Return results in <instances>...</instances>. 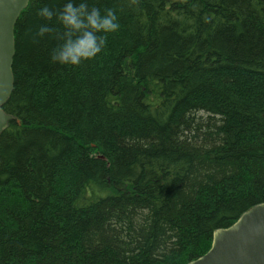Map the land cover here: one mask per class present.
Returning a JSON list of instances; mask_svg holds the SVG:
<instances>
[{"label":"trees","instance_id":"trees-1","mask_svg":"<svg viewBox=\"0 0 264 264\" xmlns=\"http://www.w3.org/2000/svg\"><path fill=\"white\" fill-rule=\"evenodd\" d=\"M41 2L13 32L0 264L204 255L264 202V0H93L120 27L77 66L49 61Z\"/></svg>","mask_w":264,"mask_h":264},{"label":"water","instance_id":"water-1","mask_svg":"<svg viewBox=\"0 0 264 264\" xmlns=\"http://www.w3.org/2000/svg\"><path fill=\"white\" fill-rule=\"evenodd\" d=\"M31 0H0V134L12 115L3 105L13 89L14 26ZM187 264H264V202L212 234L209 250Z\"/></svg>","mask_w":264,"mask_h":264},{"label":"clouds","instance_id":"clouds-1","mask_svg":"<svg viewBox=\"0 0 264 264\" xmlns=\"http://www.w3.org/2000/svg\"><path fill=\"white\" fill-rule=\"evenodd\" d=\"M42 0L35 9L43 22L35 31L37 37L51 36L58 42L49 53V61L62 66H77L102 51L107 35L116 32L120 23L112 7H99L93 0Z\"/></svg>","mask_w":264,"mask_h":264}]
</instances>
